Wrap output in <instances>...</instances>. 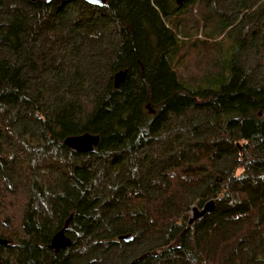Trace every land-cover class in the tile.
<instances>
[{"label":"trees","instance_id":"obj_1","mask_svg":"<svg viewBox=\"0 0 264 264\" xmlns=\"http://www.w3.org/2000/svg\"><path fill=\"white\" fill-rule=\"evenodd\" d=\"M0 238L3 264H264V0H0Z\"/></svg>","mask_w":264,"mask_h":264},{"label":"water","instance_id":"obj_2","mask_svg":"<svg viewBox=\"0 0 264 264\" xmlns=\"http://www.w3.org/2000/svg\"><path fill=\"white\" fill-rule=\"evenodd\" d=\"M32 2L38 1V0H31ZM44 1L47 4H52V2H55L57 0H39ZM110 0H83V2H86L87 4L94 6V7H103L106 5ZM185 0H175L176 4L178 6H181L184 3ZM128 72L122 71L116 74L115 76V89H119L121 85L124 83ZM147 109L149 110L150 115L155 114V110L151 108L150 105L147 106ZM100 136L96 134H82L77 136H70L65 140V145L68 147V149H71L77 153H89L93 154L95 153L96 149L98 148L100 144ZM215 202L213 200L207 202L201 210L199 208H193L194 211V218L190 221V225H193V222H197L198 220L206 218L208 215H210L214 209H215ZM72 216L67 220L66 225L64 229L61 231L59 230L58 233H56L52 239V242L50 244V249L54 250L56 253H60L63 250H66L70 248L71 246V240L66 235L65 230L68 229L70 223H71ZM134 240V236L132 234L123 235L118 237V241L129 243ZM9 242L5 239L0 238V247L1 246H8ZM0 264H3L0 260Z\"/></svg>","mask_w":264,"mask_h":264},{"label":"rangeland","instance_id":"obj_3","mask_svg":"<svg viewBox=\"0 0 264 264\" xmlns=\"http://www.w3.org/2000/svg\"><path fill=\"white\" fill-rule=\"evenodd\" d=\"M147 109V108H146ZM148 110V109H147ZM154 110V109H153ZM149 111V110H148ZM150 114V113H149ZM86 134V133H85ZM204 207V206H203ZM202 207V208H203ZM193 208H199L200 210H201V208L199 207V205L196 203V205L193 207ZM192 211L193 210H191L189 213H188V220H189V223H190V221L194 218L193 217V214H192ZM69 220V219H68ZM199 221V220H198ZM67 222V221H66ZM194 223H196V222H193L192 224H194ZM191 224V223H190Z\"/></svg>","mask_w":264,"mask_h":264},{"label":"bare ground","instance_id":"obj_4","mask_svg":"<svg viewBox=\"0 0 264 264\" xmlns=\"http://www.w3.org/2000/svg\"><path fill=\"white\" fill-rule=\"evenodd\" d=\"M82 2H83V0H82ZM119 73V72H118ZM114 85H115V79H114ZM148 106V105H147ZM151 106V105H150ZM64 144H65V141H64ZM66 146V145H65ZM67 147V146H66ZM193 210V209H192ZM192 214H193V216H194V211H192ZM64 229V228H63ZM61 231V230H60ZM58 233V232H57ZM65 233H66V231H65ZM67 235V234H66ZM128 235V234H127ZM71 240V239H70ZM52 242V241H51ZM72 243V242H71ZM2 247V246H1ZM69 249V248H68ZM67 250V249H66ZM54 251V250H53ZM63 251H65V250H63ZM55 252V251H54ZM62 252V251H61ZM60 252V253H61ZM56 253V252H55ZM56 254H59V253H56Z\"/></svg>","mask_w":264,"mask_h":264}]
</instances>
